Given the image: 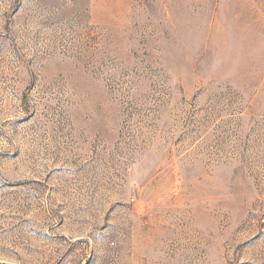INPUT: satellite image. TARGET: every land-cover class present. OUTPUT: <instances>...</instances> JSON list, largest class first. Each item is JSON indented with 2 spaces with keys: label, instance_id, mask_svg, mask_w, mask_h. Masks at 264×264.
Returning <instances> with one entry per match:
<instances>
[{
  "label": "rangeland",
  "instance_id": "obj_1",
  "mask_svg": "<svg viewBox=\"0 0 264 264\" xmlns=\"http://www.w3.org/2000/svg\"><path fill=\"white\" fill-rule=\"evenodd\" d=\"M0 264H264V0H0Z\"/></svg>",
  "mask_w": 264,
  "mask_h": 264
}]
</instances>
